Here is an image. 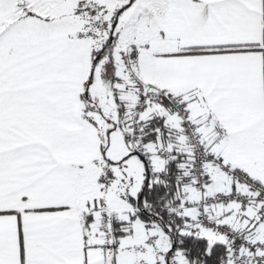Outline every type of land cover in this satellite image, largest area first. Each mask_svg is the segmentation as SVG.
Masks as SVG:
<instances>
[{"label":"snow or ice","instance_id":"6c2138e0","mask_svg":"<svg viewBox=\"0 0 264 264\" xmlns=\"http://www.w3.org/2000/svg\"><path fill=\"white\" fill-rule=\"evenodd\" d=\"M0 264H264V0H0Z\"/></svg>","mask_w":264,"mask_h":264}]
</instances>
